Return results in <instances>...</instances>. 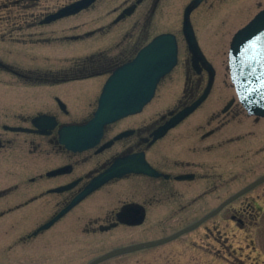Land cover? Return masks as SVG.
I'll return each instance as SVG.
<instances>
[{"label":"flooded vegetation","instance_id":"obj_1","mask_svg":"<svg viewBox=\"0 0 264 264\" xmlns=\"http://www.w3.org/2000/svg\"><path fill=\"white\" fill-rule=\"evenodd\" d=\"M104 1L95 0L78 14ZM166 1L112 0L114 17L96 28L30 33L34 47H52L45 51L49 55L36 56L35 65L0 60L7 77L0 124L1 228L7 235L9 228L21 227L20 243L34 238L36 244L45 242L53 256L62 259L59 264L70 260L72 233L79 241L81 233L93 235L94 246L85 251L90 254L85 264L128 248L95 264H200L205 254L207 264H212L211 243L200 239L212 238L216 227L209 224L216 217L236 222L239 229L262 228L263 209L258 203L264 196V116L243 114L236 98L229 99L221 113L196 114L214 87L194 112L179 116L204 93L210 79L206 65L193 60L187 43L186 87L181 97L165 96L167 105L174 102L171 107L154 116L151 110L162 85L180 66V58L160 80L154 98L140 110L107 123L96 144L73 149L66 143L72 126L96 117L111 76L164 32L152 35L151 30ZM208 1L203 0L192 16ZM15 2L24 8L40 5L38 0ZM51 13H34L32 21L18 30L78 15L43 22ZM176 35L181 55L186 38L184 33ZM57 50L62 57H56ZM138 100L143 101V96ZM174 118L180 120L163 130ZM109 170L110 179L68 209ZM206 216L200 225L189 228ZM175 233L179 234L171 240L151 244Z\"/></svg>","mask_w":264,"mask_h":264},{"label":"rangeland","instance_id":"obj_2","mask_svg":"<svg viewBox=\"0 0 264 264\" xmlns=\"http://www.w3.org/2000/svg\"><path fill=\"white\" fill-rule=\"evenodd\" d=\"M16 0H0V60L12 61L20 66H31L36 63V56L49 55L52 47L41 46L36 48L29 42L30 33L40 31L48 33H77L86 29H93L102 23L111 20L114 15L111 13L112 0H105L102 5L82 12L68 19L58 21L52 25L40 28H18L32 21L34 13L44 15L53 12L59 7L72 0H38L39 6L34 8L19 7ZM24 1V0H20ZM26 2L34 0H25ZM188 0H167L160 21L152 26V35L160 31H172L182 34V23L184 8ZM264 7V0H209L202 8L194 12L192 20L199 37L200 44L207 57L216 68V78L211 98L196 112V114L221 113L222 108L229 99L237 98L235 87L232 83L229 71V48L234 33L245 25L261 8ZM76 26L79 29L76 30ZM115 31H112L114 33ZM183 36H181L182 38ZM24 39V40H23ZM27 42H26V40ZM181 63L180 66L164 83L151 105L153 116L166 111L174 102L166 104L164 98L168 94L181 97L186 87V42L182 38ZM36 48V51H35ZM59 49V48H57ZM41 51V54H39ZM44 53V54H43ZM56 57H62L60 50L55 52ZM40 57V59H41ZM6 74L0 69V124L3 120L2 102L6 88ZM14 84V81H11ZM10 86V85H9ZM10 88V87H9ZM13 88V85H11ZM243 114L246 111H241ZM264 155V152L263 154ZM2 154L0 152V162ZM1 166V164H0ZM1 187V169H0ZM1 200V198H0ZM257 204V203H256ZM263 211L259 219L261 227L258 229H239L236 222L216 217L209 225L215 226L214 235L211 239H200L201 243H211L210 247L214 257L212 264H264L263 236H264V196L258 203ZM257 204V205H258ZM1 221V220H0ZM0 224V264H59L60 258L53 256L48 244L31 239L20 243L19 238L21 227H11L4 233ZM15 238L11 241L10 237ZM44 236H47L45 234ZM90 234L79 235L80 241L71 235L70 260L68 264H85V251L94 245L91 244ZM202 238V235H200ZM217 238V239H216ZM47 240V237H45ZM207 264L206 254L200 256L201 263ZM56 260V263L53 262ZM110 264V263H104Z\"/></svg>","mask_w":264,"mask_h":264},{"label":"water","instance_id":"obj_3","mask_svg":"<svg viewBox=\"0 0 264 264\" xmlns=\"http://www.w3.org/2000/svg\"><path fill=\"white\" fill-rule=\"evenodd\" d=\"M94 1L95 0H79L71 3L62 7L57 12L48 15L44 22H50L70 14H75L82 9L87 8ZM201 2L202 0H194L192 4L186 8L183 29L189 48L193 53V60L203 61L210 72V81L203 96H201V98L192 106L184 109L181 114H189L193 112L207 97L215 81L216 70L212 63L209 62L203 54L191 21L192 11ZM178 53L179 49L177 38L174 34L164 33L156 37L147 47L139 52L133 61L121 67L110 80L108 84L110 89L117 86L118 88L129 92V94L123 97L118 95L114 96V99L124 98V101H121L120 104L114 105L115 110L111 113L110 118H102L105 110V106H103L97 113V118L90 123L82 126H72V134L71 136L66 137V143H68L73 149H83L94 145L99 141L103 132V127L107 124V122L130 112L140 110L144 102L149 101L154 96L155 90L161 78L175 67L178 61ZM230 70L239 98L248 112L250 114L264 116V10L259 12L255 18L250 21V23L236 33L230 50ZM142 96L143 101H139L138 99ZM39 120L40 118L35 120V122H38ZM179 120L180 118L168 123L164 127V130H167L169 126L176 124ZM112 175L111 171H108L102 177L100 176L98 180L91 183L84 194L72 202L68 209L79 202L83 196L106 182L108 178L112 177ZM261 180L262 179H260V181ZM247 189L248 188L244 191ZM237 196L238 194L224 202L220 208ZM219 209L213 211L210 215L216 213ZM209 216L204 217L200 221L191 225L189 228L198 226ZM178 234L179 233H176L167 238L153 241L151 244L171 240ZM129 249L130 248L122 250L126 251ZM122 250L111 252L104 257L98 258L91 264L99 262L102 258L122 252Z\"/></svg>","mask_w":264,"mask_h":264}]
</instances>
